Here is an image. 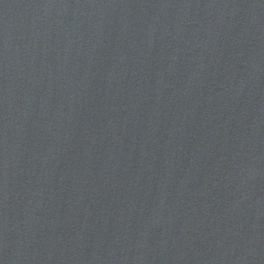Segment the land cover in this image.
<instances>
[{"label": "water", "instance_id": "obj_1", "mask_svg": "<svg viewBox=\"0 0 264 264\" xmlns=\"http://www.w3.org/2000/svg\"><path fill=\"white\" fill-rule=\"evenodd\" d=\"M0 264H264V0H0Z\"/></svg>", "mask_w": 264, "mask_h": 264}]
</instances>
